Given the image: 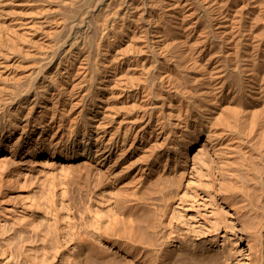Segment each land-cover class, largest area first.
<instances>
[{
    "label": "bare ground",
    "instance_id": "1",
    "mask_svg": "<svg viewBox=\"0 0 264 264\" xmlns=\"http://www.w3.org/2000/svg\"><path fill=\"white\" fill-rule=\"evenodd\" d=\"M17 1L20 10L13 12L9 31L20 49L27 44L30 58L38 57L39 61L30 68L16 64L19 72L7 69L9 64H0V82L16 79L8 82V87H0L9 92L0 100V114L6 118L0 146L31 142L34 148L59 145L64 157L80 154L109 163L153 134L158 138L157 128L163 131L166 126H175L194 140L205 139L211 146L226 148L231 141L227 139L224 145L221 120L235 115L243 119L244 107L251 105L253 128L240 133V144L244 148L248 145L244 137L256 134L262 147L255 148L256 157L264 165V39H253L250 34L255 0ZM5 4L8 7L11 1ZM4 10L2 26L6 25ZM40 33L45 38L39 39ZM215 48L219 52L211 54ZM202 51L210 54L204 64H210V71L216 72L203 77V88L181 80L178 71L184 58H196V53L199 56ZM192 63L198 64L196 60ZM18 75L23 82L19 83ZM234 76L237 84L232 83ZM214 77L213 90H208ZM185 93L191 96L188 102L184 101ZM62 94L66 97L60 101ZM12 95L17 96L16 105L10 104ZM223 95L225 101L218 103ZM159 98L163 103L156 109ZM42 99H49L52 105L45 102L35 112L33 108ZM78 109L73 119L65 118L71 110ZM117 111L128 114L129 119L108 128ZM139 121L144 125L138 129ZM20 127L22 133L14 141ZM55 128L63 129L61 134H52L59 136L57 142L49 138ZM172 143V139L165 138L163 147L149 154L155 168L139 167L136 188L142 185L143 178L155 173L165 193L172 191L173 178L184 180L189 146L177 156L165 150ZM172 173L170 181L167 176ZM241 231L248 252L242 253L246 259H237V264H264V221L253 230L243 225ZM144 234L150 244L164 236L162 220L149 211ZM176 239L185 242L186 236L178 235ZM224 250L218 247L215 253Z\"/></svg>",
    "mask_w": 264,
    "mask_h": 264
},
{
    "label": "rangeland",
    "instance_id": "2",
    "mask_svg": "<svg viewBox=\"0 0 264 264\" xmlns=\"http://www.w3.org/2000/svg\"><path fill=\"white\" fill-rule=\"evenodd\" d=\"M5 1L8 0H0V18L4 9L6 15V25L0 24V64H9L7 69L19 72L16 64L30 68L39 59L30 58L27 44L20 49L9 31L10 18L20 7L17 0H10L8 7ZM253 4L250 34L253 39H264V0ZM42 13L45 14L43 10ZM43 36L40 33L38 38ZM176 36L177 30V43ZM194 43L191 45L200 46ZM176 47L177 44L174 52ZM216 51L215 48L210 53ZM208 54L202 51L199 56L196 53V58H184L178 69L181 80L203 88V77L216 74L210 71V64H204ZM195 60L198 64L192 63ZM23 79L18 75L19 83ZM214 80L216 77L208 90H213ZM15 81L3 79L0 87ZM237 81L234 76L232 83ZM2 88L0 100L9 93ZM183 95L185 102L191 100L188 93ZM12 96L10 104L16 105L17 96ZM60 97L61 101L66 96ZM220 98L217 102L223 103L225 95ZM48 100H40L34 111H40L45 102L52 105ZM162 103V98L157 99L155 108L160 109ZM251 109V105L244 107L243 119L235 115L221 120L224 145L227 139L231 141L226 148L211 146L205 139L194 140L175 126H166L163 131L157 128L158 138L153 134L150 142L137 143L109 163L80 154L64 157L59 145L34 148L31 142L0 146V264H237V259L245 260L242 253L248 252L247 240L241 228L247 225L253 230L264 221V165L255 153V148H262L260 140L256 134L248 133L244 137L248 145L241 148L240 144V133L253 128ZM78 111L71 110L65 118L70 121ZM5 119L0 114V131ZM123 119H129V115L117 111L107 127H117ZM142 125L143 122L138 129ZM22 130L20 127L15 131L14 141ZM61 130L55 128L49 138L57 142L56 134ZM165 138L173 140L165 149L169 154L180 156L182 148L189 146L186 177L178 182L173 173L167 176L170 181L173 178L170 193L163 192L156 173L143 178L142 185L136 188L139 167L155 168L149 154L160 150ZM148 211L162 220L164 231V236L151 244L144 234ZM178 235L186 236L185 242L178 241ZM218 247H224L225 252L215 253Z\"/></svg>",
    "mask_w": 264,
    "mask_h": 264
}]
</instances>
